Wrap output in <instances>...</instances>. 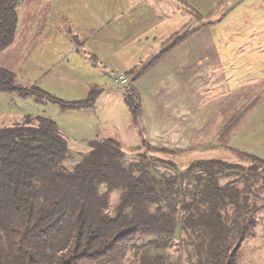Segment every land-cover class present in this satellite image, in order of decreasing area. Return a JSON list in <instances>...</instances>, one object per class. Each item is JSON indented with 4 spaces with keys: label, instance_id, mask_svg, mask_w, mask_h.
<instances>
[{
    "label": "trees",
    "instance_id": "trees-1",
    "mask_svg": "<svg viewBox=\"0 0 264 264\" xmlns=\"http://www.w3.org/2000/svg\"><path fill=\"white\" fill-rule=\"evenodd\" d=\"M23 1L0 0V53L15 40ZM177 1L201 17L185 0ZM186 38L133 79L125 95L133 115L140 112L135 81ZM260 85V93L254 87L216 136L215 147L227 149L234 163L200 159L177 169L145 153L127 163L122 144L103 138L88 141L89 151L67 170L68 142L51 118L25 116L0 128V264H171L168 251L176 241L187 264H236L241 244L255 235V214L264 210V159L228 145L262 100L264 81ZM0 90L62 111L93 109L102 93L91 88L81 100L64 101L37 84H16L3 67ZM154 163L173 171L160 173Z\"/></svg>",
    "mask_w": 264,
    "mask_h": 264
},
{
    "label": "rangeland",
    "instance_id": "rangeland-1",
    "mask_svg": "<svg viewBox=\"0 0 264 264\" xmlns=\"http://www.w3.org/2000/svg\"><path fill=\"white\" fill-rule=\"evenodd\" d=\"M167 1L174 3V10L179 7L182 17L184 16L180 17V13L175 15V26L178 24L176 20L180 21V18L183 24L190 12L183 5L178 6L174 0ZM185 1L196 8L195 11L201 17L196 20L192 18L191 24L182 28L180 33L172 35L171 39L179 40L186 35L189 37L192 31L187 30L206 26L195 39L199 61L206 50L205 43L208 40L212 43V49L207 48L209 56L205 61L206 65L197 67L198 78L187 83L190 89H185L180 81H165L167 78L162 84L149 79L141 83V115H133L125 105L124 96L132 83H114L118 72L123 70L119 64L123 62L120 57L124 51L104 52L109 66L107 69H111L107 70L106 75L100 74L97 70L99 68L76 52L69 54L64 66H60L57 61L61 59H57L59 53L55 44L46 42L49 36L55 38L57 35L47 34L36 45V41H31L28 25L20 26L18 22L17 31L19 27H23L22 38L0 54V67L14 73L16 84H37L41 89V86H46L49 88L46 92L64 101L81 100L91 88L102 89L103 92L98 96L94 109L62 111L55 104L41 105L29 98L20 97L17 92L0 90V128L21 122L25 116L51 118L67 138L69 154L63 162L67 170L72 169L89 151L88 141L107 137L121 142L127 163L138 160L140 153H145L148 160L159 158L164 163L170 161L172 167L177 169H184L191 162L200 159L237 162L227 149H221L218 145L215 147V139L223 125L247 104V97H252L254 87H257L255 95L262 88L260 84L264 81V50H259L264 46V0ZM148 2L150 3L149 0ZM148 2H144V7H150ZM191 13L194 14L193 11ZM178 35L181 36L177 37ZM156 52L155 46L149 45V49L134 51L130 61L142 60ZM114 53L118 57L114 58ZM212 53L213 57L210 56ZM60 73L79 78L80 86L84 89L78 94L82 97L72 98L68 91L65 92L55 87L56 83L48 81ZM172 92V99L162 97L163 94ZM228 147L264 158V96L234 131ZM162 150L172 152V155L162 153ZM164 163H154L155 168L160 173H172L171 165ZM117 197V193L112 194L111 201L114 202ZM255 202L260 204L259 199ZM255 220V235L241 244L236 264H264V210L255 214ZM168 252L171 254V264H187L179 241ZM127 258H132L131 252Z\"/></svg>",
    "mask_w": 264,
    "mask_h": 264
},
{
    "label": "crops",
    "instance_id": "crops-1",
    "mask_svg": "<svg viewBox=\"0 0 264 264\" xmlns=\"http://www.w3.org/2000/svg\"><path fill=\"white\" fill-rule=\"evenodd\" d=\"M146 1L148 2V0H24L18 22L21 24H19L20 26L24 25L26 27L28 25V30L32 35L31 41H36L34 43L36 45L40 43L37 41L44 40L47 34L57 35L55 38L49 36L46 42L55 44L59 53L57 59H61L57 61L60 66H64L69 54L76 52L77 55L79 54L91 61L93 66L101 69H97L100 74L106 75L107 70L111 69H107L109 66L106 63L107 57H105L104 52L106 50L124 51V54L120 57L123 62L119 64L123 70L118 72V76L124 75L127 78V83H132L139 72L175 42L171 39L172 35L180 33L182 28L189 26L192 18L193 20L197 19L195 13L192 14L189 9L183 6L184 9L190 12V15L186 16L187 19L182 24L184 16L182 17L179 7L174 10V3L167 0H149L150 7L148 5L144 7L143 4ZM174 1L177 2L178 6H182L177 0ZM176 14L182 17L180 21L176 20L178 22L177 26H175ZM22 28L19 27L13 43L22 38ZM197 28H191L187 31H194ZM203 28H206V26L191 34L183 42L178 43L159 62L135 81L133 86L139 98V104L142 97L140 84L148 79L160 84L164 83L166 78L165 81H180L184 84L185 89H190L187 83L198 78L197 67L199 65L203 66L202 64L206 65L205 61L209 56L207 48L212 49V43L208 40V43H205L206 50L199 61V56L196 54L195 39ZM167 39L172 41L167 42ZM149 45L155 46L157 51L155 54H150L142 60L130 61V58H133L135 54L134 51L149 49ZM263 50L264 46L259 51ZM5 51L6 49L1 53L3 54ZM213 55L212 53L210 56L213 57ZM113 56L114 58L118 57L116 53ZM150 57H152L151 60L146 61ZM123 58H128V60L124 61ZM210 65V68H212L211 61ZM137 67L141 68L138 69ZM210 68L208 73L211 72ZM132 75L134 76L130 79ZM185 76L186 79H184ZM48 81L56 83L55 87H59L65 92L68 91L67 93H70L69 96L72 98L82 97L78 93H81L84 88H81L78 77L60 73L55 77H51ZM41 87L44 91L49 90L46 86ZM50 91L52 92V89ZM173 93L163 95L160 93L159 96L162 95L165 99L168 97L172 99L174 97ZM194 94L193 92L192 97H194ZM141 114H143V109L140 104V112L137 115Z\"/></svg>",
    "mask_w": 264,
    "mask_h": 264
},
{
    "label": "built area",
    "instance_id": "built-area-1",
    "mask_svg": "<svg viewBox=\"0 0 264 264\" xmlns=\"http://www.w3.org/2000/svg\"><path fill=\"white\" fill-rule=\"evenodd\" d=\"M114 82L119 83V84H126L127 83V78L124 75H119Z\"/></svg>",
    "mask_w": 264,
    "mask_h": 264
}]
</instances>
